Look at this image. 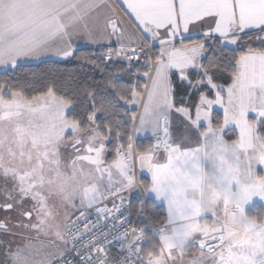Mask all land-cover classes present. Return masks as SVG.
<instances>
[{"label": "snow or ice", "instance_id": "snow-or-ice-1", "mask_svg": "<svg viewBox=\"0 0 264 264\" xmlns=\"http://www.w3.org/2000/svg\"><path fill=\"white\" fill-rule=\"evenodd\" d=\"M258 169L264 0H0V264H264Z\"/></svg>", "mask_w": 264, "mask_h": 264}, {"label": "trees", "instance_id": "trees-1", "mask_svg": "<svg viewBox=\"0 0 264 264\" xmlns=\"http://www.w3.org/2000/svg\"><path fill=\"white\" fill-rule=\"evenodd\" d=\"M26 71L28 73H35L39 77L40 75H42L44 72L47 71V68L43 65L38 66V67L30 66L26 69ZM234 138H235V135L233 133H228L225 136V139H234ZM149 142H150V139H143V140H138L137 144L139 147L143 148ZM111 158H112V156H111V154H109L108 159H111ZM141 181H143L145 184H149V181L145 178H142ZM131 203L133 205H137V204L141 203V201L133 198ZM256 209L257 210L259 209L261 212H264L263 208L258 204H254L248 211L252 212ZM146 213H147L148 217H151L154 220L159 221L161 224L165 225L167 222V214H166L164 207L157 204L155 201H153L151 199L146 200ZM135 218H137V217H135ZM137 219L139 220L140 217H138ZM154 242L156 244H158L156 241H154Z\"/></svg>", "mask_w": 264, "mask_h": 264}, {"label": "crops", "instance_id": "crops-1", "mask_svg": "<svg viewBox=\"0 0 264 264\" xmlns=\"http://www.w3.org/2000/svg\"><path fill=\"white\" fill-rule=\"evenodd\" d=\"M125 19H127V17H125ZM129 25L131 26V22L129 21ZM143 139H149V138H146V137H139L137 139L138 140H143ZM200 143L199 140H196L192 143H185L182 145V147L184 148H191V147H195L196 145H198ZM163 162V161H161ZM260 172V171H258ZM260 174H262V172H260ZM142 178H145L149 181V184L151 183V175L149 172L147 171H143L139 174V179L141 180ZM132 196L133 198L137 199V200H140L141 202H143V205H144V211L146 213V200L148 199H151L153 201H155L157 204L161 205L162 207H164L165 211H166V214H167V221L168 219L170 218L169 217V211H168V206H167V202L166 200L162 199V198H158L156 196L155 193H152V192H148V193H142L141 191H132ZM254 204H257V203H250L248 205V210L254 205ZM264 210V206H261ZM147 214V213H146ZM207 216V214H205V216H202L201 219H204L205 217ZM143 216H141L142 218ZM209 219H211V217H208ZM166 225V224H165ZM161 242V241H160ZM160 244V243H159Z\"/></svg>", "mask_w": 264, "mask_h": 264}, {"label": "built area", "instance_id": "built-area-1", "mask_svg": "<svg viewBox=\"0 0 264 264\" xmlns=\"http://www.w3.org/2000/svg\"><path fill=\"white\" fill-rule=\"evenodd\" d=\"M132 199H133V196H132V192H131L130 195H129V200L132 202ZM146 216H147V214H146ZM146 216H143L142 218H140V220H138L137 218L133 217V221L136 224H147L148 223V220H147ZM93 219H94V217H93ZM148 233L151 236V238H152L153 241L160 242V239H159V231L158 230H156L154 232L153 229H148ZM146 246H147V244H146Z\"/></svg>", "mask_w": 264, "mask_h": 264}, {"label": "rangeland", "instance_id": "rangeland-1", "mask_svg": "<svg viewBox=\"0 0 264 264\" xmlns=\"http://www.w3.org/2000/svg\"><path fill=\"white\" fill-rule=\"evenodd\" d=\"M258 171L262 172V175H264V170L258 169ZM251 203H257L260 206H264V201H260L259 198H255ZM60 218L62 217L60 216Z\"/></svg>", "mask_w": 264, "mask_h": 264}, {"label": "clouds", "instance_id": "clouds-1", "mask_svg": "<svg viewBox=\"0 0 264 264\" xmlns=\"http://www.w3.org/2000/svg\"><path fill=\"white\" fill-rule=\"evenodd\" d=\"M61 218H60V216L59 215H57L56 217H55V220L56 221H59Z\"/></svg>", "mask_w": 264, "mask_h": 264}]
</instances>
